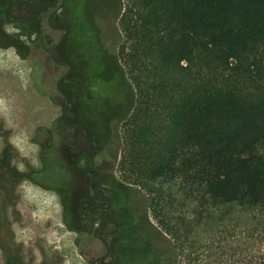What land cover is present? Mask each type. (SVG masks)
Masks as SVG:
<instances>
[{"label": "trees", "instance_id": "16d2710c", "mask_svg": "<svg viewBox=\"0 0 264 264\" xmlns=\"http://www.w3.org/2000/svg\"><path fill=\"white\" fill-rule=\"evenodd\" d=\"M120 1L116 61L135 95L113 159L121 181L145 193L177 255L198 230L240 228L224 207L243 215L245 264H264V0ZM171 182L190 209L162 206Z\"/></svg>", "mask_w": 264, "mask_h": 264}, {"label": "flooded vegetation", "instance_id": "af4514ba", "mask_svg": "<svg viewBox=\"0 0 264 264\" xmlns=\"http://www.w3.org/2000/svg\"><path fill=\"white\" fill-rule=\"evenodd\" d=\"M69 1L12 0L11 6L0 8L3 14L0 55L12 49L21 61L31 59L33 88L47 95L53 82L55 92L62 98L54 103L60 107L59 117L37 124V133L31 137L37 146L36 165L19 156L9 142L12 131L6 129V121L0 117V250L4 264H62L64 261L56 252L48 257L37 244L41 238L37 239L36 234L26 241L16 240L12 228L16 214L8 215V209L12 211L19 204L21 196L16 189L22 184L53 194L60 206L62 226L74 234L71 246L89 264H170L167 254L154 245L152 233L140 224L134 196L127 194L126 197L133 212L131 227L121 221L119 209L112 207L110 196L115 191L111 186L106 188L105 179L106 170L116 167L105 166L103 121L98 129L96 150L89 124L96 121L72 113L65 81L74 70L69 57L73 51V35L70 22L63 17ZM7 25L16 30L9 32ZM2 61L0 58V70L5 64ZM18 162L22 163L21 169ZM117 181H121L120 177ZM32 247L40 256L38 263L33 259Z\"/></svg>", "mask_w": 264, "mask_h": 264}, {"label": "rangeland", "instance_id": "374dc122", "mask_svg": "<svg viewBox=\"0 0 264 264\" xmlns=\"http://www.w3.org/2000/svg\"><path fill=\"white\" fill-rule=\"evenodd\" d=\"M67 6L71 12L65 9L63 17L72 27L70 33L73 35V51L69 57L74 70L71 77L65 81V88L70 94L72 113L80 118L94 119L99 126L103 121L105 166L107 169L116 167L113 159L120 153V127L135 100L134 91L116 61L118 46L123 39L119 27L121 1L70 0ZM7 29L9 32L16 30L11 25H7ZM35 57L37 58V55ZM0 58H3L2 62L5 63L0 70V117L5 119L6 129L12 131L9 142L19 156L30 165H36L37 146L31 142V137L37 133V124L59 117L60 107L54 103L62 101V98L55 92L53 82L50 83L47 95H41L33 88L30 80L33 65L31 59L21 61L12 49L0 55ZM17 166L20 169L23 167L21 162H18ZM118 177L116 168L106 170V188L111 186L115 191H112L110 196L112 207L119 209V218L127 227L128 224L131 227L130 218H133V212L126 197L127 194L134 196L140 224L152 233L154 245L167 254L170 264H245L246 236L242 228L243 215L240 210L221 208L226 214H236L240 218V228L230 226L226 232L215 236H211L209 232L202 234L197 229L196 246L191 245L189 249L185 243L184 250L177 255L168 235L153 218L145 193L123 181L118 182ZM163 189L164 208L169 207L166 203L170 201L173 202L170 211H186L191 208L183 201L179 209L177 203L181 196L175 183L164 184ZM16 193L21 196L20 202L12 211L8 209V215L14 217L16 214L12 223L16 240L26 241L36 234L37 239L41 238L37 244L43 247L48 257L52 252H56L64 259L62 264H89L79 255L77 248L71 246L74 234L62 226L60 206L52 193L28 184L18 186ZM211 208L214 212L220 209L214 206ZM192 225L190 221L189 227ZM203 236L209 239L204 240ZM187 240H196L194 229L188 236L185 235V241ZM31 249L33 259L38 263V251L35 247ZM0 264H4L1 250Z\"/></svg>", "mask_w": 264, "mask_h": 264}]
</instances>
